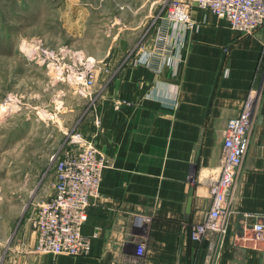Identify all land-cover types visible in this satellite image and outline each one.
Returning <instances> with one entry per match:
<instances>
[{"label": "crops", "instance_id": "1", "mask_svg": "<svg viewBox=\"0 0 264 264\" xmlns=\"http://www.w3.org/2000/svg\"><path fill=\"white\" fill-rule=\"evenodd\" d=\"M191 16L195 26L181 38L175 28L165 32L164 17L142 46L136 41L127 51L125 42L112 73L97 78L106 76L93 107L74 123L82 119V136L108 160L83 225L89 252L36 251L30 213L0 236V264H264V243L252 230L264 214V26L241 35L206 9L193 5ZM166 34L165 42L173 35L181 42H166L150 62L135 61ZM252 90L259 92L256 118L228 230L194 242L191 225L211 207L227 122Z\"/></svg>", "mask_w": 264, "mask_h": 264}, {"label": "rangeland", "instance_id": "2", "mask_svg": "<svg viewBox=\"0 0 264 264\" xmlns=\"http://www.w3.org/2000/svg\"><path fill=\"white\" fill-rule=\"evenodd\" d=\"M171 1L0 0V104H17L0 114V236L7 235L8 226L13 231L22 225L34 200L51 193L56 176L52 155L74 147L70 136L82 132V119L76 127L74 123L93 104L74 75L93 59L94 92L106 77L98 80L100 73H112L110 62L121 55V47L127 43L129 51L136 41L144 44L161 18L166 17L165 32L175 28L179 33L180 24H169ZM176 38L166 42L174 45ZM35 39L61 55L62 73L20 50L21 43ZM158 42L156 36L153 48L142 47L134 58L157 53ZM67 66L77 71L73 74Z\"/></svg>", "mask_w": 264, "mask_h": 264}, {"label": "built area", "instance_id": "3", "mask_svg": "<svg viewBox=\"0 0 264 264\" xmlns=\"http://www.w3.org/2000/svg\"><path fill=\"white\" fill-rule=\"evenodd\" d=\"M192 4L226 20L231 29L241 35L252 34L264 26V0H174L170 3L168 18L169 23L180 24L179 38L184 36L187 29L195 26V20L191 16ZM165 39L166 35L159 36L157 50L167 44ZM180 42L176 38V43ZM20 50L30 59L31 55L41 57L42 59L36 62L62 73L58 67V63L61 64V55L42 47L40 39H35L32 43H21ZM157 53L145 52L142 58H135V61L150 62ZM49 62H53V67H49ZM85 63L84 72H77L74 77L77 84L83 85L85 94L90 96L93 103L94 92L90 88L94 82L92 76L96 71L94 68L96 63L93 59H88ZM67 67L73 74L77 71L72 66ZM255 92V90L249 92L241 112L227 122L220 174L218 180L211 186V207L201 221L191 225L190 238L194 242L215 235H224L228 230L226 217L230 212L238 174L248 151L252 131L250 110L247 117L248 100L251 93L253 95ZM94 122L99 126L100 118L96 116ZM76 142H80V145L52 155V159H55L56 172L54 192L49 196L39 197L32 203L30 223L37 233L35 249L38 252L81 256L90 250V240L83 233V224L87 220V209L91 201L100 195V185L108 160L94 142L85 141L81 133L70 136L69 143ZM252 230L256 238L264 243V214L252 226ZM143 251V246L140 245L138 254L142 255Z\"/></svg>", "mask_w": 264, "mask_h": 264}, {"label": "bare ground", "instance_id": "4", "mask_svg": "<svg viewBox=\"0 0 264 264\" xmlns=\"http://www.w3.org/2000/svg\"><path fill=\"white\" fill-rule=\"evenodd\" d=\"M31 57H32L31 59H33L34 61H38V59H42L41 57H39V56L36 57L34 55H31ZM48 65H50L49 66L50 68L53 67V62H49ZM258 100H259V92L256 91L253 95L251 93L249 100H248L249 103H248V107H247V117L249 116L248 112L250 110V116L249 117H250V120L252 119V123L254 122V120L256 118V110H257V106H258ZM16 106H17V104L15 103L14 100H7L6 102H3L0 104V114H3L5 112H7L9 109H12ZM252 126H253V124H252ZM73 144L80 145V142H76Z\"/></svg>", "mask_w": 264, "mask_h": 264}]
</instances>
